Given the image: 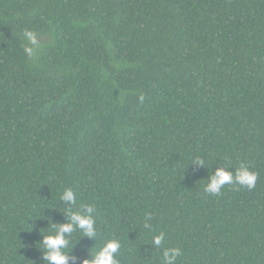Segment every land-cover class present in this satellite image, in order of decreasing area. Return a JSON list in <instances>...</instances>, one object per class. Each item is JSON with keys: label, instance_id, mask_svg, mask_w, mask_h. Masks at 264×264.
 <instances>
[{"label": "trees", "instance_id": "1", "mask_svg": "<svg viewBox=\"0 0 264 264\" xmlns=\"http://www.w3.org/2000/svg\"><path fill=\"white\" fill-rule=\"evenodd\" d=\"M67 188L68 264H264V0H0V264H47Z\"/></svg>", "mask_w": 264, "mask_h": 264}, {"label": "clouds", "instance_id": "2", "mask_svg": "<svg viewBox=\"0 0 264 264\" xmlns=\"http://www.w3.org/2000/svg\"><path fill=\"white\" fill-rule=\"evenodd\" d=\"M25 36L30 44L35 45L37 43L33 32L26 31ZM25 52L31 56L33 54V49L25 47ZM141 100H143V97H141ZM197 162L201 166L204 165L203 160H197ZM257 179V174L243 163L234 173L227 171L226 168H219L216 170L215 175L211 177L210 182L206 184L205 191L217 195L225 184L233 183L245 186L248 189H253ZM60 200L71 205V207L66 210L68 222L56 227L54 234L45 236L43 246L46 252L44 258L47 264H68L69 256L65 253L64 249H66L69 244V240L67 239L68 234H71L76 229L82 230L86 237L95 238L97 236L95 219L93 217V213L95 212L94 205H84L82 210L74 211L73 207L77 204V198L71 188H67L63 191ZM148 218H151L150 214ZM145 227L149 226L146 224ZM164 239L165 234L161 232L159 235L153 237L152 243L159 247ZM120 248L121 245L118 240H109L98 253L91 255L93 257L91 260H86L84 264H119L116 257ZM180 255L181 250L178 248L165 249L163 253L164 264H176L177 258Z\"/></svg>", "mask_w": 264, "mask_h": 264}]
</instances>
